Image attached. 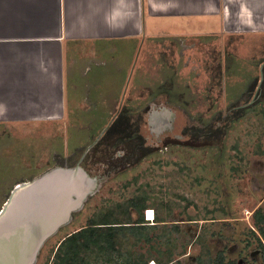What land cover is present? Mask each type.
Returning <instances> with one entry per match:
<instances>
[{"label": "rangeland", "instance_id": "374dc122", "mask_svg": "<svg viewBox=\"0 0 264 264\" xmlns=\"http://www.w3.org/2000/svg\"><path fill=\"white\" fill-rule=\"evenodd\" d=\"M245 1L240 16L254 22L215 34L146 39L126 82L121 71L108 79L93 76L100 83L92 95L98 103L88 114H113L102 119L100 139L91 120L82 126L97 133L78 149L60 148L68 127L49 140L30 134L29 143L0 136V148L7 141L13 150L8 157L0 153V211L16 185L56 166L80 164L98 180L82 206L45 240L34 264H53L67 235L134 197L146 198L145 219L146 209L153 210L148 224L158 216L168 226L177 223L180 231L165 232L185 253L175 257L184 264H196L193 257L204 249H223L227 260L243 258L241 264H264L251 233L264 242L253 223L255 210L264 206V0ZM70 135L80 136L77 129ZM42 158L45 164H37Z\"/></svg>", "mask_w": 264, "mask_h": 264}, {"label": "crops", "instance_id": "0c3cea01", "mask_svg": "<svg viewBox=\"0 0 264 264\" xmlns=\"http://www.w3.org/2000/svg\"><path fill=\"white\" fill-rule=\"evenodd\" d=\"M244 6L245 0H0V136L29 143L30 134L49 140L68 127L80 136L69 134L60 148L85 146L97 130L82 122L101 129L105 117L88 114L98 103L94 77L121 71L126 82L146 39L215 34L254 22L241 18ZM7 141L3 157L12 150Z\"/></svg>", "mask_w": 264, "mask_h": 264}, {"label": "trees", "instance_id": "16d2710c", "mask_svg": "<svg viewBox=\"0 0 264 264\" xmlns=\"http://www.w3.org/2000/svg\"><path fill=\"white\" fill-rule=\"evenodd\" d=\"M145 197L127 200L119 210H108L87 225L67 235L54 253L53 264H184L173 239L167 236L180 231L177 223L171 226L158 216L154 224H148L144 217ZM133 210L138 212L134 218ZM254 227L264 238V206L253 214ZM159 225H164L160 233ZM170 227V228H169ZM171 227H174L172 229ZM259 240V249L264 262V242L260 235L251 230ZM167 236V237H166ZM163 237H166L163 243ZM172 239V240H171ZM145 248V249H144ZM243 259V258H240ZM227 260L225 250L204 249L203 254L193 257L196 264H241V260Z\"/></svg>", "mask_w": 264, "mask_h": 264}, {"label": "water", "instance_id": "95a60500", "mask_svg": "<svg viewBox=\"0 0 264 264\" xmlns=\"http://www.w3.org/2000/svg\"><path fill=\"white\" fill-rule=\"evenodd\" d=\"M97 182L77 164L56 166L16 185L0 211V264H34L45 240L82 206Z\"/></svg>", "mask_w": 264, "mask_h": 264}, {"label": "built area", "instance_id": "2783aa9c", "mask_svg": "<svg viewBox=\"0 0 264 264\" xmlns=\"http://www.w3.org/2000/svg\"><path fill=\"white\" fill-rule=\"evenodd\" d=\"M150 211L152 212L153 210H151V209H146L145 214H146V219H147V220H153V219H154V212H152V214H150ZM150 264H155V262L152 261Z\"/></svg>", "mask_w": 264, "mask_h": 264}, {"label": "flooded vegetation", "instance_id": "af4514ba", "mask_svg": "<svg viewBox=\"0 0 264 264\" xmlns=\"http://www.w3.org/2000/svg\"><path fill=\"white\" fill-rule=\"evenodd\" d=\"M117 117H118V116H117ZM117 117H116V118H117ZM116 118H115V119H116ZM153 121H154V123H155L156 120H153ZM104 130H105V128L102 130V132H103ZM102 132L97 136V139H96V140H98V139L101 138V136H102Z\"/></svg>", "mask_w": 264, "mask_h": 264}, {"label": "bare ground", "instance_id": "6f19581e", "mask_svg": "<svg viewBox=\"0 0 264 264\" xmlns=\"http://www.w3.org/2000/svg\"><path fill=\"white\" fill-rule=\"evenodd\" d=\"M151 212V211H150ZM153 212V211H152ZM156 264V263H155Z\"/></svg>", "mask_w": 264, "mask_h": 264}]
</instances>
